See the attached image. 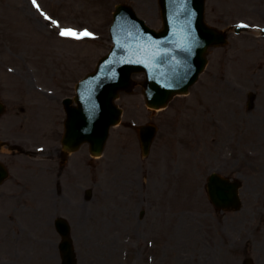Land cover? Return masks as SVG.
Instances as JSON below:
<instances>
[{
  "label": "rangeland",
  "instance_id": "obj_1",
  "mask_svg": "<svg viewBox=\"0 0 264 264\" xmlns=\"http://www.w3.org/2000/svg\"><path fill=\"white\" fill-rule=\"evenodd\" d=\"M37 5L0 0V97L6 106L0 126L13 123L15 134L36 144H50L53 129L58 147L60 101L73 97L76 83L108 53L115 7L133 8L154 30L161 28L160 12L157 0ZM41 13L93 35L63 39ZM204 17L208 26L226 32L227 45L209 49L187 96L174 97L159 112L145 105L143 74H132L136 85L117 98L121 120L94 158L92 173L86 146L69 158L76 171L65 168L60 177L55 162L12 158L27 169L23 182L15 183L28 193L13 201L19 207L13 213L1 209L0 201V264H60L52 224L58 216L71 225L78 264H243L245 258L264 264V39L256 30L234 35L230 29L240 23L263 28L264 0H206ZM249 92L257 96L251 111L245 106ZM146 123L156 126L157 135L144 158L128 125ZM210 173L239 180L237 211L209 203Z\"/></svg>",
  "mask_w": 264,
  "mask_h": 264
},
{
  "label": "water",
  "instance_id": "obj_2",
  "mask_svg": "<svg viewBox=\"0 0 264 264\" xmlns=\"http://www.w3.org/2000/svg\"><path fill=\"white\" fill-rule=\"evenodd\" d=\"M204 1L158 0L162 19L158 33L146 27L130 7L115 8L110 28L113 47L98 62L96 71L77 84L76 106H71L69 99L64 101L66 120L61 143L65 150L73 152L87 144L92 156L101 155L109 128L120 120L121 110L114 100L120 91L131 93L133 73L145 75L141 85L150 108L164 107L173 95L186 92L206 64L207 49L226 44L223 33L204 23ZM253 96L249 95L248 106ZM3 112L0 102V116ZM137 131L142 156L146 157L155 128L143 126ZM5 176L0 166V183ZM239 186L236 181L211 175L207 183L209 200L217 209L237 210ZM54 226L61 238V264H77L68 223L57 218Z\"/></svg>",
  "mask_w": 264,
  "mask_h": 264
},
{
  "label": "flooded vegetation",
  "instance_id": "obj_3",
  "mask_svg": "<svg viewBox=\"0 0 264 264\" xmlns=\"http://www.w3.org/2000/svg\"><path fill=\"white\" fill-rule=\"evenodd\" d=\"M46 105L49 106L48 104ZM45 108H48V107H45ZM18 110L21 113L24 112L23 107H19ZM61 111H62V108H61ZM12 129H14L13 123L8 122L0 126V137H1V141L4 143L3 148H6L7 150H11V153L10 152L4 153L2 150H0V163L6 168L8 172V179L5 182H3V184L0 187V197L2 196V198L4 199L1 209H4V210H9L10 206L13 209H19V207H17V204H11V203L16 199H19L22 194L27 193V189L25 186L22 187V190L26 192L22 193L19 185L17 186L15 185V181L22 179L24 176L25 170L27 171V169L24 167L23 164L14 165V163H12L13 162L12 158L15 157L16 150L18 151L17 152L18 155L22 153H26V155L28 154L32 158H36L38 155H42V156L52 155L53 152L55 151L57 155V161H58V170H57L58 177L62 175L65 168L69 169L68 171L72 173L73 170H75L77 166L76 163L74 162H71V163L69 162L67 164L68 156L62 152L60 147L55 149L53 147L54 145L51 143L46 146L47 152L43 151V152H40L39 154H35V153L30 152L29 150L25 151L23 149L24 146L41 147L44 145L43 144L38 145L35 142H28L24 138H20L17 134L13 133ZM52 159H53L52 156L48 157V160H52ZM65 163L67 164L66 166H65ZM92 163L93 161L87 159L88 166H90ZM10 173L12 174L11 178H9ZM90 173H91V169H90ZM18 205L21 208L23 207L22 203H18Z\"/></svg>",
  "mask_w": 264,
  "mask_h": 264
},
{
  "label": "snow or ice",
  "instance_id": "obj_4",
  "mask_svg": "<svg viewBox=\"0 0 264 264\" xmlns=\"http://www.w3.org/2000/svg\"><path fill=\"white\" fill-rule=\"evenodd\" d=\"M33 6L38 7L37 0H32ZM41 15L44 16V19L47 21H50L55 27L59 29V36L63 39H69V40H81L84 38L92 37V33L89 32L87 29L83 31H77L73 27H62L57 21L52 20L51 17L45 15L44 13H41ZM238 27H247L246 25H238Z\"/></svg>",
  "mask_w": 264,
  "mask_h": 264
},
{
  "label": "bare ground",
  "instance_id": "obj_5",
  "mask_svg": "<svg viewBox=\"0 0 264 264\" xmlns=\"http://www.w3.org/2000/svg\"><path fill=\"white\" fill-rule=\"evenodd\" d=\"M156 112H159V111H161L160 109H154Z\"/></svg>",
  "mask_w": 264,
  "mask_h": 264
}]
</instances>
